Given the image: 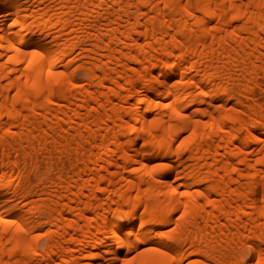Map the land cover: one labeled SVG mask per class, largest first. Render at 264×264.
Instances as JSON below:
<instances>
[{
	"label": "bare ground",
	"instance_id": "6f19581e",
	"mask_svg": "<svg viewBox=\"0 0 264 264\" xmlns=\"http://www.w3.org/2000/svg\"><path fill=\"white\" fill-rule=\"evenodd\" d=\"M260 75L264 0H0V264H264Z\"/></svg>",
	"mask_w": 264,
	"mask_h": 264
},
{
	"label": "rangeland",
	"instance_id": "374dc122",
	"mask_svg": "<svg viewBox=\"0 0 264 264\" xmlns=\"http://www.w3.org/2000/svg\"><path fill=\"white\" fill-rule=\"evenodd\" d=\"M259 79V84L255 86V89H254V94H255V98H257L256 100L257 101V104L259 105H264V76L260 75V77L258 78ZM238 97H240V95H238ZM250 103H255L253 100L250 101ZM49 159H45L44 160V163L46 164L45 161L48 162ZM43 163V165H45ZM248 257V255L246 256V258Z\"/></svg>",
	"mask_w": 264,
	"mask_h": 264
},
{
	"label": "snow or ice",
	"instance_id": "6c2138e0",
	"mask_svg": "<svg viewBox=\"0 0 264 264\" xmlns=\"http://www.w3.org/2000/svg\"><path fill=\"white\" fill-rule=\"evenodd\" d=\"M51 75H52V73L50 72V73H49V76H51ZM60 75H63V74L61 73Z\"/></svg>",
	"mask_w": 264,
	"mask_h": 264
}]
</instances>
